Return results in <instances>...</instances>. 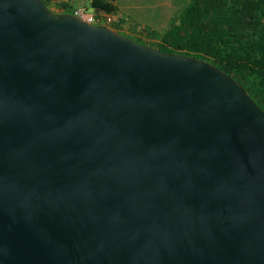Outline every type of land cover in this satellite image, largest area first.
Wrapping results in <instances>:
<instances>
[{
    "label": "water",
    "instance_id": "water-1",
    "mask_svg": "<svg viewBox=\"0 0 264 264\" xmlns=\"http://www.w3.org/2000/svg\"><path fill=\"white\" fill-rule=\"evenodd\" d=\"M0 264H264V112L206 61L0 0Z\"/></svg>",
    "mask_w": 264,
    "mask_h": 264
},
{
    "label": "trees",
    "instance_id": "trees-1",
    "mask_svg": "<svg viewBox=\"0 0 264 264\" xmlns=\"http://www.w3.org/2000/svg\"><path fill=\"white\" fill-rule=\"evenodd\" d=\"M41 1L52 13H72L67 1L60 0L54 9L51 0ZM89 4L110 14L116 10L109 0ZM168 24L156 49L212 64L264 112V0H187Z\"/></svg>",
    "mask_w": 264,
    "mask_h": 264
},
{
    "label": "rangeland",
    "instance_id": "rangeland-1",
    "mask_svg": "<svg viewBox=\"0 0 264 264\" xmlns=\"http://www.w3.org/2000/svg\"><path fill=\"white\" fill-rule=\"evenodd\" d=\"M70 9L77 5L92 11L89 0H65ZM116 4L112 18L115 22L108 27L143 45L155 48L158 36L169 24L171 15L187 0H111ZM113 3V2H112ZM54 9V7H52ZM121 17V18H119ZM115 24H127L138 31L137 36L125 33ZM140 30V31H139Z\"/></svg>",
    "mask_w": 264,
    "mask_h": 264
},
{
    "label": "built area",
    "instance_id": "built-area-1",
    "mask_svg": "<svg viewBox=\"0 0 264 264\" xmlns=\"http://www.w3.org/2000/svg\"><path fill=\"white\" fill-rule=\"evenodd\" d=\"M71 14L83 20L84 22L93 25H101L108 27L112 24L113 21L112 15L110 13L102 12L98 9H92V11L88 12L85 11L80 5L72 7Z\"/></svg>",
    "mask_w": 264,
    "mask_h": 264
},
{
    "label": "crops",
    "instance_id": "crops-1",
    "mask_svg": "<svg viewBox=\"0 0 264 264\" xmlns=\"http://www.w3.org/2000/svg\"><path fill=\"white\" fill-rule=\"evenodd\" d=\"M60 0H51V3H50V7L52 8V7H54L55 8V6H57L58 5V3L57 2H59ZM62 1H64L65 2V0H62ZM109 1H111V0H109ZM111 2H113V4H115L114 3V1H111ZM115 6H116V4H115ZM119 18H121V17H119ZM116 26H119V28L121 29V30H123V32H125V33H131L132 35H135V36H137V35H139L138 34V31L137 30H134V28L132 29L131 27H130V25H125V24H115ZM140 31V30H139Z\"/></svg>",
    "mask_w": 264,
    "mask_h": 264
}]
</instances>
